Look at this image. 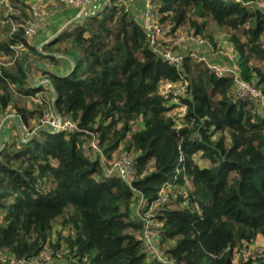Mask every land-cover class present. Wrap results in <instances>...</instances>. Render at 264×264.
<instances>
[{
	"label": "trees",
	"instance_id": "1",
	"mask_svg": "<svg viewBox=\"0 0 264 264\" xmlns=\"http://www.w3.org/2000/svg\"><path fill=\"white\" fill-rule=\"evenodd\" d=\"M0 1V111L10 107L30 126L52 107L77 125L68 133L38 129L0 151V264L31 260L45 244L50 264H264V113L233 99L231 77L188 56L181 69L157 59L125 0L67 27L42 51L23 37L25 0H9L11 11ZM252 1L155 4L171 31L186 27L211 41L213 28L221 32L243 78L264 95V12L246 4ZM64 58L72 68L56 72ZM41 62L53 69H39ZM33 67L50 100L30 79ZM178 81L187 83L180 126L160 92L161 83ZM30 97H38L33 107L21 104ZM120 150L133 161L129 182L106 173ZM169 188L153 206L161 257H150L131 205L136 194L154 204ZM54 224L60 231L52 244ZM258 237L261 249L243 257Z\"/></svg>",
	"mask_w": 264,
	"mask_h": 264
},
{
	"label": "built area",
	"instance_id": "2",
	"mask_svg": "<svg viewBox=\"0 0 264 264\" xmlns=\"http://www.w3.org/2000/svg\"><path fill=\"white\" fill-rule=\"evenodd\" d=\"M50 3H53L57 8L64 6L81 9L84 12L82 18L92 14L90 9L93 0H25L27 16L22 18L20 26L23 29V37L27 41L37 36L45 15L44 9ZM3 4L6 8L11 9L9 0H4ZM111 4L112 0H105L104 6H111ZM246 4L251 6V8L260 9L264 12V0L247 2ZM133 12L145 31L149 45L157 59L177 69H181L183 59L186 56L197 62L204 63L217 77L226 76L232 78V97L234 100L254 102L261 112L264 113V95L254 81H247L243 78L237 61V52L228 41L220 39L215 35V40L211 41L201 35H195L191 31L188 32L185 28H177L171 31L168 25L160 22L159 7L155 4V0H137L134 4ZM46 66L49 67V65ZM160 85L162 87L160 88V91L162 89L161 93L169 98L171 105H175L173 109L178 110L177 116H174L178 120L177 125L180 126L179 119L185 114L186 109L181 99L185 97L187 83L185 81L175 83L164 82ZM7 109L2 112L0 111V151L6 144L13 140L27 143L38 129H46L50 133H68L77 128L75 122L68 118H62L52 107L33 121L35 123L34 126H27L16 112L9 113ZM98 143L99 140L97 138H94L90 142V147L93 152L99 151ZM118 153L115 162H108L106 173L107 175L116 174L123 181L129 182L133 174L132 158L124 150H120ZM106 161L102 162L107 163ZM136 196L138 197V201L131 205L132 212L134 216L139 217L143 222L142 244L147 248V253L152 255L154 253L152 251L154 246H152V241L149 240V236L158 235L156 229L161 226V222L153 216L152 218L154 219H151L152 222L149 220L147 222V218L149 217L142 213V209L148 207L149 209L147 208V211L151 213L155 204L164 201L165 193L161 189L155 203L149 206L140 194H136ZM249 245H253V243ZM261 247H256L255 251H259ZM252 251L245 256L242 251L241 254L243 257H246ZM52 254L53 250L48 244H45L33 259H12L11 262L13 264H50ZM160 257L161 255L158 254V258Z\"/></svg>",
	"mask_w": 264,
	"mask_h": 264
},
{
	"label": "crops",
	"instance_id": "3",
	"mask_svg": "<svg viewBox=\"0 0 264 264\" xmlns=\"http://www.w3.org/2000/svg\"><path fill=\"white\" fill-rule=\"evenodd\" d=\"M125 2H127V0H125ZM104 4L105 0H96L95 2L93 0L90 11L93 14L94 12H97L98 10L102 9L104 7ZM45 9V15L43 17L41 27L37 33V36L34 37L32 39L33 42H31V44H33L37 48H42L43 45L54 40L63 30L67 29V27L84 19L82 18L84 12L78 8L64 6L57 8L53 5V3H50L46 6ZM54 56L61 57L57 54H54ZM46 65H49V67H47ZM44 66L48 69H53V66L49 63L45 62ZM70 68H72V62L68 58H64L63 66L60 68H56L55 71H61V73H64ZM42 78L44 77L42 76ZM42 80L46 79H41L40 81ZM43 86L45 90L42 93H47L52 98V90L50 89L48 84L45 83ZM37 100L38 97L34 99V101Z\"/></svg>",
	"mask_w": 264,
	"mask_h": 264
},
{
	"label": "rangeland",
	"instance_id": "4",
	"mask_svg": "<svg viewBox=\"0 0 264 264\" xmlns=\"http://www.w3.org/2000/svg\"><path fill=\"white\" fill-rule=\"evenodd\" d=\"M96 0H94V2H95ZM136 1L137 0H127V2H125L126 4H128L127 6H128V8L133 12V8H134V4L136 3ZM1 2V1H0ZM2 3V2H1ZM1 3H0V15H1V13L3 12L1 9H2V5H1ZM4 3V2H3ZM97 4H99V3H97ZM9 5H10V1H9ZM103 6V5H102ZM46 9H44V11H45ZM2 11V12H1ZM8 11H11V9L10 8H8ZM5 12L7 13V11L5 10ZM16 13H18V12H16ZM185 28V30L187 31L188 29L186 28V27H184ZM214 29V35L217 37H219L220 39H224V37H222V33L221 32H219L218 30H216V28H213ZM29 43H31V42H33L32 40H29L28 41ZM36 49L38 50V51H42L41 49L42 48H37L36 47ZM44 65H45V62H41V65L39 66V69L40 68H42V67H44ZM33 75V76H32ZM31 80H32V82H34V83H37V84H42V85H44L45 83H46V80H42V81H40L41 79H45V78H42V75H41V73H40V70H38L37 68H35V67H33V73L31 74V78H30ZM160 88H162L161 87V85H160ZM161 91H162V89H161ZM160 91V92H161ZM39 95H43L44 97H46L48 100H50L51 99V97H50V95L49 94H47V93H40ZM34 99H35V97L34 98H32V97H30V98H22L21 99V104H24V105H26L27 107H29V108H31V107H33L34 106V104L36 103V101H34ZM7 111L9 112V113H15V111L13 110V109H11L10 107L7 109ZM177 113H178V110L177 109H173L172 111H171V114H173V115H176L177 116ZM39 118V117H38ZM34 121V120H33ZM33 121L30 123V126H34V124L35 123H33ZM139 126H140V124H138ZM136 127H138V126H134V128H136ZM12 137V136H11ZM13 138V137H12ZM119 152V151H118ZM118 152H116V153H114L113 154V156H112V158H111V160H109V163H113V162H115L116 161V159H117V157H118ZM93 153H95V152H93ZM107 159L102 155V161H106ZM164 193H165V197L167 196V193H171V190H170V188L169 189H167L166 191H164ZM148 207H144L143 209H142V213L144 214V215H146L147 217H149V218H147V222H148V220L150 221V222H152V220L151 219H154V218H152V216L154 217V211H151V213H150V211H147L148 209H147ZM154 209V208H153ZM152 209V210H153ZM154 213V214H153ZM141 215V214H140ZM144 215H143V217H144ZM139 218V217H138ZM60 231V227H59V225L58 224H54V226H53V232H52V236H51V243L52 244H54L55 243V241L57 240V233ZM156 232L157 233H159V227L156 229ZM142 233H143V231H142ZM143 237V235H140V239H143L142 238ZM149 240H151L152 241V246H154V248H152V251L154 252L152 255L150 254V253H148L149 254V256L150 257H156V258H158V254L160 255L161 253V251H160V249H159V247H160V244H158V240H159V234L158 235H155V236H149ZM263 245V240L260 238V237H258L255 241H254V243H253V245H248V246H244V248L242 249V253L244 254V256L245 255H247L250 251H252V250H255V248L256 247H261ZM144 248H145V251L147 252L148 250H147V248L144 246ZM3 257H5V254H3L2 255ZM238 258H239V255H238V253H235L234 255H233V258H232V260H233V263H236L237 262V260H238Z\"/></svg>",
	"mask_w": 264,
	"mask_h": 264
}]
</instances>
